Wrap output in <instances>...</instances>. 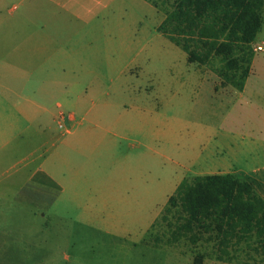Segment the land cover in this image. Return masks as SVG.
<instances>
[{"label":"rangeland","instance_id":"1","mask_svg":"<svg viewBox=\"0 0 264 264\" xmlns=\"http://www.w3.org/2000/svg\"><path fill=\"white\" fill-rule=\"evenodd\" d=\"M153 21L151 27L157 19ZM135 32L139 35V28ZM160 37L159 51L149 60L144 58L148 50L138 48L137 64L129 59L126 75L116 77L115 70L104 69L114 79L104 80L95 98L111 105L99 121L112 126L116 135L94 130V111L83 119L89 103L80 108L59 97L48 101L49 113L32 123L12 104L8 107L26 129L29 143L17 153L0 150L2 168L9 164L5 170L10 175L16 170L23 174L25 167L18 162L35 149L40 141L38 136L36 143L35 130L45 125L49 130L45 168L58 187L0 183V239L26 243L2 246V255L7 249L9 256L0 264H264V257L246 246L236 252L238 258L232 263L216 260L215 239L204 238L197 245L187 239L156 245L152 239L160 230L152 226L173 195L175 181L188 173L191 159L199 157L207 124L219 138L235 130L237 137L232 136L230 145L237 153L226 146L219 158L232 161L236 170L250 168L252 150L258 153L261 148L264 153V133L248 117L251 106L238 104L223 111L211 86H202L198 64L188 63L180 47L162 33ZM258 43L264 46V23ZM5 57L1 52L0 63ZM6 74L0 71V78ZM233 111L243 116L233 122ZM71 115L76 121L70 120ZM4 121L0 119V124ZM67 130L74 134L67 135ZM165 231L169 234L168 228H162L159 235Z\"/></svg>","mask_w":264,"mask_h":264},{"label":"crops","instance_id":"2","mask_svg":"<svg viewBox=\"0 0 264 264\" xmlns=\"http://www.w3.org/2000/svg\"><path fill=\"white\" fill-rule=\"evenodd\" d=\"M153 19L157 21L151 27ZM164 19L165 15L147 0H0V53H6L0 71H7L8 75L0 78V119H5L0 124L1 152L15 150L17 153L29 143L20 119L7 111L11 104L19 115L32 123L49 113L48 101L59 97L78 103L80 108L83 103H89L90 108L85 111L83 119L94 111L97 118L92 121L94 130L116 135L112 126L102 125L99 121L107 115L111 105L107 100L97 101L95 98L100 94L99 87L104 80L114 79L113 76L108 78L104 69L115 70L116 77L126 75L128 65L137 64L139 55L136 51L141 45L142 52L148 50L144 58L149 60L159 51L161 37L157 30ZM138 28L139 35L135 32ZM259 45L262 44H255V47ZM255 52L251 74L243 91L224 86L214 73L202 66L197 67L202 86H211L212 96L221 99L223 111L225 107L228 110L238 104L250 105L248 117L256 129L264 133V46L263 51ZM58 103L57 106L61 107L62 103ZM241 116L240 112L233 111V122ZM70 120L76 121V116L71 115ZM206 127L207 139L200 148L201 154L191 159L188 173L175 181V191L186 178L232 174L250 182L264 199V153L260 152L261 148L258 153L250 152L252 162L249 169L236 170L232 161L219 158V153L227 147L237 153L230 145L232 136L237 137L235 130L224 132L221 143V138L209 132L208 124ZM35 132L36 143L38 136L39 143L18 162L23 163L24 173L16 170L15 175H10V170H5L9 164L2 168L1 159L0 183L8 180L19 182L18 187L25 183L48 189L58 187L45 168L49 130L40 124ZM66 134L73 135L74 132L67 130ZM213 139L219 140L214 146L210 145ZM16 140L17 144L14 143ZM191 149L196 150V147ZM209 157L213 159L211 164L208 163ZM12 244L26 245L22 240L14 243L0 239V259L9 256L6 257L7 249L2 255L1 247Z\"/></svg>","mask_w":264,"mask_h":264},{"label":"trees","instance_id":"3","mask_svg":"<svg viewBox=\"0 0 264 264\" xmlns=\"http://www.w3.org/2000/svg\"><path fill=\"white\" fill-rule=\"evenodd\" d=\"M147 1L165 15L158 31L190 63L207 68L224 86L244 90L264 23V0ZM158 227L152 237L156 245L183 239L197 245L207 238L217 241L214 257L220 262H234L245 246L264 257V199L250 182L232 174L186 178L152 229ZM162 228L169 234L160 236Z\"/></svg>","mask_w":264,"mask_h":264},{"label":"built area","instance_id":"4","mask_svg":"<svg viewBox=\"0 0 264 264\" xmlns=\"http://www.w3.org/2000/svg\"><path fill=\"white\" fill-rule=\"evenodd\" d=\"M255 51H263V45L256 46Z\"/></svg>","mask_w":264,"mask_h":264}]
</instances>
